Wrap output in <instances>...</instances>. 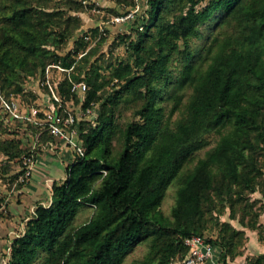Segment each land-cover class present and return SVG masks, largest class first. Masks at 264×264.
Instances as JSON below:
<instances>
[{
    "label": "trees",
    "instance_id": "1",
    "mask_svg": "<svg viewBox=\"0 0 264 264\" xmlns=\"http://www.w3.org/2000/svg\"><path fill=\"white\" fill-rule=\"evenodd\" d=\"M149 2L144 31L127 45L134 59L109 63L119 87L103 95L101 64L90 61L95 48L77 58L87 46L82 37L65 54L50 47L73 33L69 16L30 0H0L5 96L23 94V73H45L53 62L71 69L69 77L55 81L62 101L76 96L74 81L88 86L85 109L101 100L95 125L86 129L85 121L78 122L84 155L75 154L64 179L53 181L48 203L36 202L2 264H124L143 242L147 255L130 264H178L189 251L185 238L204 235L211 226L218 235L206 239L225 263L243 253L246 228L264 236V0ZM198 38L204 43L195 45ZM125 94L138 95L141 103L121 129L115 154L116 106ZM5 118L0 111L1 128L41 129ZM47 134L52 136L41 130L42 137ZM211 134L218 136L215 144L197 157ZM19 141L0 138V176L10 182L21 173L15 161L31 153ZM174 181L169 216L161 206ZM87 206L94 213L76 224ZM227 210L244 228L221 219ZM244 264H264V253Z\"/></svg>",
    "mask_w": 264,
    "mask_h": 264
},
{
    "label": "rangeland",
    "instance_id": "2",
    "mask_svg": "<svg viewBox=\"0 0 264 264\" xmlns=\"http://www.w3.org/2000/svg\"><path fill=\"white\" fill-rule=\"evenodd\" d=\"M35 5H44L49 10L61 9L65 16L70 17V28L73 29V33L66 39L58 44H51L50 47L56 49L60 54H65L67 51L74 49L76 45V40L79 38H83L87 41L86 49L81 52L77 58L81 57L87 50L90 48H95V53L91 56L90 61H96L101 64L100 71L104 77L103 87L100 90V93L106 95L108 93H113L115 89L119 86L115 83H118V80H111V66L109 63L118 64L120 61H126L128 59L133 60L134 56L131 55V49L127 46L130 40H136L139 36V33L144 31V17H147L148 11L150 9L149 0H133L131 2H127V0H73L75 2L69 0H30ZM129 1V0H128ZM79 5L77 9H73L71 5H75V3ZM205 38L195 39L194 44L199 45L203 44ZM58 63H50L47 65L45 69V73H36L35 75H27L24 73L20 77L22 85L24 87L25 92L18 93V95H14L15 100H21L20 102L26 105V102H30L32 106L40 109L38 115L44 116L46 111H53L58 113V117L60 121L66 115L73 114L77 118V128L78 133L77 139L83 144V140L80 137L79 133V121L86 122V129L88 128V124L95 125L97 120V114L99 113L100 103H94L90 106V112L83 107V101L86 97V90H82L80 88L73 89L74 83L78 81H74L72 83L71 89L76 93V96L73 99H68L66 101H62L60 96V101H53L52 95L49 92V89L46 90L45 85L43 84L44 77L47 72H49L50 77H52L51 82L55 83V81H60L64 79L66 76L70 74V68H62L63 66H58ZM76 66L78 64H75ZM83 75V74H82ZM48 87V86H47ZM104 99V98H103ZM25 100L26 102H23ZM33 103V104H32ZM141 101L138 98V95H130L125 94L123 99L116 106V122H117V131L113 139V150L114 153H118L121 149V134L120 131L126 125V123L132 120L135 115V109L140 105ZM85 110L87 113H85ZM6 119V118H5ZM7 121V120H6ZM9 124H13L16 120L7 121ZM39 127L35 129V127H21V129H16L13 131V128H9L8 126L0 127V138H16L20 141L18 142L20 147L27 148L31 153H35L36 151V161L33 163V169L29 180H31L32 176L37 173H43L44 175V166L45 163L43 159L49 152L52 153L53 156L57 158V162L62 167V171L64 173V169L73 158L72 151L61 152L63 149L70 150V146L65 144L64 140H60L58 137L49 134L42 137L41 130L39 131ZM38 131V132H36ZM218 136L216 134L209 135V141L207 147L200 150L197 154V157L203 156L205 151L213 146L217 140ZM35 146V147H34ZM58 146V149H57ZM61 147V148H59ZM37 149V150H36ZM72 150V149H71ZM30 153V154H31ZM47 153V154H46ZM29 155H23L22 161L16 160V169L21 171L23 169V164L25 161V157ZM5 159V156L0 153V160ZM11 161H14L12 158ZM264 164V158H263ZM10 169L11 166H7V170ZM8 171V172H9ZM24 173V170H23ZM20 173L18 177L15 179L14 185L20 181L19 180ZM46 176V175H45ZM8 179L0 176V191H7V186L9 185L7 182ZM28 183V182H27ZM26 183V184H27ZM46 187H50L52 184V179H47ZM177 188V181H174L166 191V195L164 197L162 203V210L165 214L171 215L172 207L175 204V194ZM50 191V190H49ZM44 193L40 200L48 203L50 201V192ZM1 193V192H0ZM3 208V207H2ZM0 207V211L2 212L4 209ZM2 209V210H1ZM84 209L79 217L75 220V223H82L88 220L92 214L94 213V207H83ZM221 219L230 220L232 223L236 225V227H240V223L238 219H232L229 216V210L226 211L224 215H222ZM218 235L217 228L211 226L205 231V237L215 238ZM246 238V239H245ZM242 246L245 247L248 243V238L245 236ZM149 251V245L146 242L138 244L126 257L124 264H130L133 261L143 259ZM257 256L256 254H250L244 261L240 264H244L248 257ZM228 259V258H227ZM6 261V260H5ZM3 263V262H2ZM225 264H231L225 261ZM239 264V263H238Z\"/></svg>",
    "mask_w": 264,
    "mask_h": 264
},
{
    "label": "crops",
    "instance_id": "3",
    "mask_svg": "<svg viewBox=\"0 0 264 264\" xmlns=\"http://www.w3.org/2000/svg\"><path fill=\"white\" fill-rule=\"evenodd\" d=\"M61 148V147H59ZM58 149V146H57ZM71 149H63L61 152L69 153ZM47 154V153H46ZM46 156L43 164V173H37L32 176L31 180L24 186H19L14 182H8L7 191L2 192L4 198L2 200L0 211V264L5 263L8 258L9 248L12 240L25 229L26 221L34 215V209L36 202L41 199L44 193L50 192L51 199V187L55 179L62 180L65 177L62 171V167L57 162V158L52 155ZM46 175V176H45ZM52 179V184L46 187L47 179ZM49 194V193H48ZM255 196L261 197L260 192H256ZM1 209V210H2ZM260 222L264 224V211L260 216ZM242 227V226H241ZM244 228V227H242ZM246 237L248 238L247 245L243 248V253L235 259H227V262L231 264H240L250 254L260 255L264 253V236H260L258 230L246 228ZM220 249L217 247L216 254L213 259H209L202 264H225L220 260Z\"/></svg>",
    "mask_w": 264,
    "mask_h": 264
},
{
    "label": "built area",
    "instance_id": "4",
    "mask_svg": "<svg viewBox=\"0 0 264 264\" xmlns=\"http://www.w3.org/2000/svg\"><path fill=\"white\" fill-rule=\"evenodd\" d=\"M51 79L52 77H50L49 72H47L43 84L48 86L53 101H60V94L57 92L55 83L51 82ZM76 87L86 90L87 84L85 81H78L77 83H74L73 89ZM20 101L15 100L13 97L8 98L5 96L0 87V111L4 114L7 120H20L24 123H37L41 126L42 130L47 129L50 134L58 137L60 140H64L65 144L70 146L74 155H84V146L77 139L76 135L78 133V128L76 126L77 117L75 115L69 113L63 117L61 121L56 111H46L44 116H40L38 115L40 109L35 106L24 105ZM86 110L90 112V107L86 108ZM86 110L85 113H87ZM35 161L36 159L33 153L28 157H25L22 166L23 169H21L19 176L20 181L29 179ZM185 244L188 246L189 251L187 255L178 262V264H202L209 259H213L216 254L217 246L208 241L204 235L193 234L186 237Z\"/></svg>",
    "mask_w": 264,
    "mask_h": 264
}]
</instances>
